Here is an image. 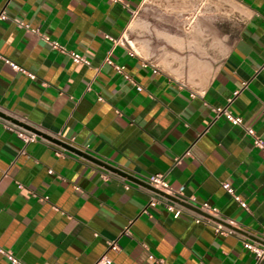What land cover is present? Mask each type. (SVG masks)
<instances>
[{
  "label": "crops",
  "instance_id": "0c3cea01",
  "mask_svg": "<svg viewBox=\"0 0 264 264\" xmlns=\"http://www.w3.org/2000/svg\"><path fill=\"white\" fill-rule=\"evenodd\" d=\"M1 12L0 112L89 155L0 122L1 246L32 264H261L243 240L264 241V151L243 125L264 138V0H0ZM153 173L237 229L147 205Z\"/></svg>",
  "mask_w": 264,
  "mask_h": 264
},
{
  "label": "built area",
  "instance_id": "2783aa9c",
  "mask_svg": "<svg viewBox=\"0 0 264 264\" xmlns=\"http://www.w3.org/2000/svg\"><path fill=\"white\" fill-rule=\"evenodd\" d=\"M112 1H118V0H112ZM5 16L6 15L3 12L0 13V17H5ZM14 20L16 21V23L18 25L30 28L29 24L22 21L21 19L14 18ZM31 29L36 31L35 28H31ZM44 38L46 40H48L52 44L53 47H56V48L63 50V51H66L65 48L60 43H58L57 41L49 39V37L46 35H44ZM68 52L75 61H84L86 63L89 62V60L86 57L79 54L78 52H75L72 50H69ZM5 60L12 66V68H14L16 70L24 71L32 78L35 76V74L33 72L27 71V69H25L24 67H22L21 65H19L15 61H13L9 58H6ZM106 61L108 63L112 64L117 71H120L122 73L124 79L131 80L134 82L131 75L125 70V67L123 64L115 63L110 57H107ZM136 86L138 89L142 88L141 85L138 83H136ZM215 111L217 112V114L223 112L225 114V116L233 124H242V117L240 115L233 114L226 107H221V106L216 107ZM0 122L3 123V125H5L6 127L13 130L14 133L16 134V136L19 137L24 142H28L30 140H36L38 138L47 139L45 136L39 135L37 132H35L31 129H28V128L20 125V124H17L16 122H14L8 118H5L1 115H0ZM243 126L245 128V131L251 135L254 145L258 146L260 149H262L264 151V138L260 134H258L256 132V130L254 129V127H252L251 125H245L244 124ZM56 152H58V150ZM146 181L148 183H150L151 185H153V186H155V187H157V188H159V189H161V190H163V191H165V192H167V193H169L175 197H178V198H180V199H182L188 203H191V204L197 206L202 211H204L210 215H213L215 217H218V218L222 219L223 221L229 223V221H227V219L220 214L217 206L211 205L206 201L197 202V201H195L193 196L185 197L182 194L181 189H173L168 184V182L164 179V177L161 173H153V174L148 175L146 177ZM222 186L227 191L232 193V195L235 197V199L239 202V204L241 206L247 207L246 201L244 199H242L237 193H235L234 187H232V185H230V183L228 181H222ZM45 197H47V195H45ZM157 202L163 203L168 210L172 211L174 217H177L183 211H188V212H191L193 214L194 218L197 221H201V220H205L206 222L213 221L216 230H226V231H232L233 230L232 226L225 224L224 222H222L220 220L213 219L212 217H210L208 215L200 213V212L194 210L193 208H190V207H188V206H186V205H184V204H182V203H180L174 199H171V198H169L163 194L156 192L155 190L150 189V195H149V198L147 200V205H154ZM143 210L146 211V208H144ZM124 231L126 233H128L129 232L128 227H125ZM111 244L113 245V243H111ZM243 244L249 250H251L255 253V255L259 261H261L264 258V243L258 242L256 240L244 239ZM0 253L6 255L12 264H32V263L23 261L22 259L16 257L10 249H7L1 245H0ZM103 259L105 262L110 261L109 257H107L105 255L103 256Z\"/></svg>",
  "mask_w": 264,
  "mask_h": 264
},
{
  "label": "water",
  "instance_id": "95a60500",
  "mask_svg": "<svg viewBox=\"0 0 264 264\" xmlns=\"http://www.w3.org/2000/svg\"><path fill=\"white\" fill-rule=\"evenodd\" d=\"M0 115L3 116V117H5V118H8V119H10V120H12V121H14V122H16L17 124H20V125H22V126L28 128V129H31V130L37 132L39 135L45 136L46 138H48V139H50V140H52V141H54V142H57V143H59V144H62V145H64V146H66L67 148L74 149L76 152H78V153H80V154H82V155L89 156L88 153H86V152H82L81 150L72 147V146L69 145L68 143H66V142H64V141H62V140H60L59 138H56V137H54V136H52V135H48V134H46V133L40 131V130L37 129L36 127H33V126H31V125H28L27 123H24L21 119H15L14 117H10L9 115H7V114H5V113H2V112H0ZM118 170H119V169H118ZM145 184H146L150 189L155 190L156 192H158V193H160V194H163V195H165V196H167V197H169V198H171V199H174V200H176V201H178V202H180V203H182V204H184V205H186V206H188V207H190V208H193L194 210H196V211H198V212H200V213H203V214H205V215H208V216L212 217L213 219L220 220V221L224 222L225 224H228V225L232 226L230 223L225 222V221H223L222 219H220V218H218V217H215V216H213V215H210V214H208V213L202 211L201 209H199L197 206H195V205H193V204H191V203H188V202H186V201H184V200H182V199H180V198H178V197H175V196H173V195H171V194H169V193H167V192H165V191H163V190H161V189H159V188H157V187L151 185L150 183H145ZM232 227L235 228V229H237V227H234V226H232ZM262 243H264L263 240H262ZM262 264H264V263H262Z\"/></svg>",
  "mask_w": 264,
  "mask_h": 264
},
{
  "label": "rangeland",
  "instance_id": "374dc122",
  "mask_svg": "<svg viewBox=\"0 0 264 264\" xmlns=\"http://www.w3.org/2000/svg\"><path fill=\"white\" fill-rule=\"evenodd\" d=\"M264 263V258L261 260V264Z\"/></svg>",
  "mask_w": 264,
  "mask_h": 264
}]
</instances>
